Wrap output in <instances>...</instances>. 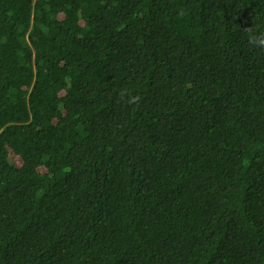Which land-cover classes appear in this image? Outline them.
Wrapping results in <instances>:
<instances>
[{"label":"trees","instance_id":"trees-1","mask_svg":"<svg viewBox=\"0 0 264 264\" xmlns=\"http://www.w3.org/2000/svg\"><path fill=\"white\" fill-rule=\"evenodd\" d=\"M253 22L264 0H0V264H264Z\"/></svg>","mask_w":264,"mask_h":264},{"label":"clouds","instance_id":"clouds-1","mask_svg":"<svg viewBox=\"0 0 264 264\" xmlns=\"http://www.w3.org/2000/svg\"><path fill=\"white\" fill-rule=\"evenodd\" d=\"M187 14V11L183 8L178 10V18H183ZM238 28L240 30L239 26ZM242 33L245 34L246 42L250 48L264 51V29L259 28L253 22V26L245 28ZM118 99L121 102L127 103L129 105H138L140 102V97L137 95H133L132 92L128 89L119 90Z\"/></svg>","mask_w":264,"mask_h":264},{"label":"rangeland","instance_id":"rangeland-1","mask_svg":"<svg viewBox=\"0 0 264 264\" xmlns=\"http://www.w3.org/2000/svg\"><path fill=\"white\" fill-rule=\"evenodd\" d=\"M10 158L12 159V163L13 164H15V166H19V167H21L22 166V161H21V159H18L17 157H15V156H10ZM13 229V228H12ZM11 229V230H12Z\"/></svg>","mask_w":264,"mask_h":264}]
</instances>
